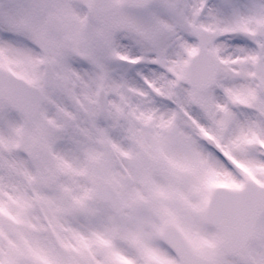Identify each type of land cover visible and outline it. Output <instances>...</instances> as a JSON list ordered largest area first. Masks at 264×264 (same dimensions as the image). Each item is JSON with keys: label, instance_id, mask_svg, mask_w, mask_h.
I'll return each mask as SVG.
<instances>
[{"label": "snow or ice", "instance_id": "obj_1", "mask_svg": "<svg viewBox=\"0 0 264 264\" xmlns=\"http://www.w3.org/2000/svg\"><path fill=\"white\" fill-rule=\"evenodd\" d=\"M0 264H264V0H0Z\"/></svg>", "mask_w": 264, "mask_h": 264}]
</instances>
